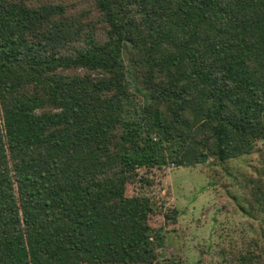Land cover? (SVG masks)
<instances>
[{
  "label": "trees",
  "instance_id": "trees-1",
  "mask_svg": "<svg viewBox=\"0 0 264 264\" xmlns=\"http://www.w3.org/2000/svg\"><path fill=\"white\" fill-rule=\"evenodd\" d=\"M252 152L264 0H0V264H151L129 177ZM247 178L264 211V167ZM254 247L234 264H264Z\"/></svg>",
  "mask_w": 264,
  "mask_h": 264
},
{
  "label": "rangeland",
  "instance_id": "rangeland-1",
  "mask_svg": "<svg viewBox=\"0 0 264 264\" xmlns=\"http://www.w3.org/2000/svg\"><path fill=\"white\" fill-rule=\"evenodd\" d=\"M132 72L128 79L135 102L143 100ZM264 163L258 152L196 166L153 168L145 186L131 181L133 190L153 202L151 264H234L254 243L264 249V211L249 206L248 176H257ZM127 174H130L128 171ZM54 264H91L55 262Z\"/></svg>",
  "mask_w": 264,
  "mask_h": 264
}]
</instances>
